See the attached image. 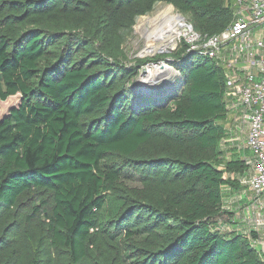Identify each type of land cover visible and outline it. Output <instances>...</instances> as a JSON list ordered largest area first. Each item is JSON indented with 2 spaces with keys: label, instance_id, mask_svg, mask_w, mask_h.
<instances>
[{
  "label": "trees",
  "instance_id": "trees-1",
  "mask_svg": "<svg viewBox=\"0 0 264 264\" xmlns=\"http://www.w3.org/2000/svg\"><path fill=\"white\" fill-rule=\"evenodd\" d=\"M157 2L203 35L237 10L0 0V100L21 96L0 118V264H264L254 231L216 226L223 187L246 168L237 153L221 161V68L183 40L166 57L179 76L156 86L136 84L147 58L125 61L124 37Z\"/></svg>",
  "mask_w": 264,
  "mask_h": 264
},
{
  "label": "built area",
  "instance_id": "built-area-1",
  "mask_svg": "<svg viewBox=\"0 0 264 264\" xmlns=\"http://www.w3.org/2000/svg\"><path fill=\"white\" fill-rule=\"evenodd\" d=\"M235 4L232 22L220 32L203 35L183 23L178 38L182 35L187 51L209 58L221 68L226 109L248 128L245 143L251 152L248 163L252 170L238 181L255 199L262 198L264 210V0H235ZM220 226L217 228L224 229ZM254 226L256 233L264 227V214H256ZM252 243L264 247V237L258 235Z\"/></svg>",
  "mask_w": 264,
  "mask_h": 264
},
{
  "label": "rangeland",
  "instance_id": "rangeland-1",
  "mask_svg": "<svg viewBox=\"0 0 264 264\" xmlns=\"http://www.w3.org/2000/svg\"><path fill=\"white\" fill-rule=\"evenodd\" d=\"M168 8V9H167ZM171 11L173 14H180L182 19H183V23L184 24H190L192 26V24L189 22L188 16L186 14L180 13L173 5L168 4L166 2H157L152 11L139 16L136 18V21L134 23V25L132 26V29L130 30L129 33L126 34V36L124 37V41H123V49L127 55V59L125 60L127 62V64H133L135 63L136 59H146L147 61L144 65H142V67L140 68L139 73H141L143 71V69H146L147 73H148V69H154V67H152L153 64H157L160 65V62H162L163 64H167V60H170V58H166L168 56H170V54L174 53L181 45V40L183 39L182 35L178 38H175L174 43H168L167 41H163L162 43L164 45H162L160 39H157L155 36H150L149 34H147V31H151V26H149V24H147V20L149 18L154 17L155 15H157L158 13L162 12V11ZM181 19V20H182ZM172 18H170V22L172 23ZM144 21V22H143ZM145 26H144V25ZM141 27V28H140ZM143 27V28H142ZM193 27V26H192ZM147 28V31H146ZM183 26L180 28L183 33ZM194 29V28H193ZM143 31V32H142ZM146 31V32H145ZM178 31H179V27H178ZM181 33V34H182ZM167 44V45H165ZM154 45H162L164 46L163 48L160 46L158 48L157 51H152V52H147L146 48L148 46H154ZM162 48V49H160ZM160 49V50H159ZM156 57L158 58L155 61H148L150 59H156ZM168 66H170L173 69V75L170 74L168 77L164 76V78H159L160 80H152L151 82L147 81V82H138V76L136 78V84L141 86V87H147V86H156L159 83H163L166 81L171 80L172 78L179 76L178 72L176 70H174V67L167 64ZM150 71V70H149ZM139 75V74H138ZM20 99L21 96L20 94H15L12 96H9L6 100H0V118L6 116L9 112V110L12 107L17 106L20 103ZM233 117V112L228 109L226 111V116H225V120L221 121V124L224 126V130H225V134L222 138V150L223 153L221 154V161H223L226 157H229V155H231V152H235L236 148L231 146L230 144V129H229V120ZM237 131H241L242 129L237 127L236 128ZM241 142V141H240ZM242 148V147H241ZM228 149V151H227ZM237 151V150H236ZM234 154V153H233ZM250 156V154L248 153L246 156H244L243 158L248 159V157ZM243 158H241L242 160H244ZM250 166V164L246 165L245 171L243 174H245L247 172V167ZM251 169V168H250ZM242 174V175H243ZM234 178V179H233ZM123 182L127 185H138L137 179L135 177V175H133L131 172H125L124 178H122ZM230 180H231V184L235 183V176L232 174L230 176ZM231 184H227V185H231ZM108 205H109V210L111 212V208L113 207V201L108 200ZM108 211H103L104 214H106ZM225 213H222L221 215V220L223 219L222 217H224ZM216 226H218L216 224ZM256 248L259 250L260 254L262 256H264V252H262L260 250V246L256 245Z\"/></svg>",
  "mask_w": 264,
  "mask_h": 264
},
{
  "label": "crops",
  "instance_id": "crops-1",
  "mask_svg": "<svg viewBox=\"0 0 264 264\" xmlns=\"http://www.w3.org/2000/svg\"><path fill=\"white\" fill-rule=\"evenodd\" d=\"M229 125V129L231 132L229 138V140L231 141L230 145L235 147L237 150H235V152H231L230 154L232 155L233 153H237L240 158H243L249 153L250 156L248 157V159L243 158L247 165L249 164L248 162L251 160V152L246 147L245 143L248 131L247 125L244 123H240L239 120L234 117L229 120ZM237 127L241 128L242 130L237 131ZM231 155H229V157L227 158H230ZM251 170L252 169H250V166H248L247 172L245 174H248ZM239 177L235 176V184H226L222 189V211L225 214L224 217H222V220L221 218L219 219L217 225H221L220 227L224 228L222 230L227 232H236L248 235L250 231H255L254 218L256 214L263 215L264 210L262 198L258 200L255 199L253 192L247 186L241 185L239 183ZM257 233L261 238L264 237V227L260 226L259 231ZM259 246L260 250L264 252V247H262V245Z\"/></svg>",
  "mask_w": 264,
  "mask_h": 264
},
{
  "label": "bare ground",
  "instance_id": "bare-ground-1",
  "mask_svg": "<svg viewBox=\"0 0 264 264\" xmlns=\"http://www.w3.org/2000/svg\"><path fill=\"white\" fill-rule=\"evenodd\" d=\"M168 9V8H167ZM180 14H173L171 11H162L155 15L152 18H149L147 20V24L151 26V31H147L146 33L150 36H155L157 39H160L161 43L164 41H167L168 43L173 44L175 38L179 36L182 32L180 29L183 26V19ZM170 18H172V23L170 22ZM182 19V20H181ZM144 22V21H143ZM144 25V24H143ZM145 26V25H144ZM179 27V31H178ZM185 27V26H183ZM141 28V27H140ZM143 28V27H142ZM143 32V31H142ZM165 44V45H167ZM162 45H164L162 43ZM162 45H154V46H148L146 49L147 52L157 51L158 48L161 46L162 48L164 46ZM160 48V49H162ZM159 49V50H160ZM150 70V71H149ZM175 70V69H174ZM170 74L173 75V69L170 66L163 65L162 68L155 67L154 69H148L147 77L143 79L144 82H151L153 79L156 81L159 78H164V76H169Z\"/></svg>",
  "mask_w": 264,
  "mask_h": 264
},
{
  "label": "water",
  "instance_id": "water-1",
  "mask_svg": "<svg viewBox=\"0 0 264 264\" xmlns=\"http://www.w3.org/2000/svg\"><path fill=\"white\" fill-rule=\"evenodd\" d=\"M183 17V16H182ZM164 64H160L159 67L162 68ZM147 77V71L146 69H143V71L141 73H139L138 75V82H144L143 79H145Z\"/></svg>",
  "mask_w": 264,
  "mask_h": 264
}]
</instances>
